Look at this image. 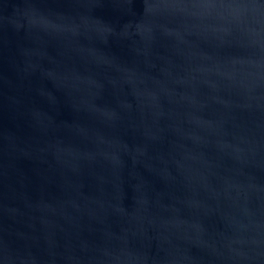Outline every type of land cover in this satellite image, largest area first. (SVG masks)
<instances>
[{
  "label": "water",
  "instance_id": "obj_1",
  "mask_svg": "<svg viewBox=\"0 0 264 264\" xmlns=\"http://www.w3.org/2000/svg\"><path fill=\"white\" fill-rule=\"evenodd\" d=\"M0 264H264V0H0Z\"/></svg>",
  "mask_w": 264,
  "mask_h": 264
}]
</instances>
